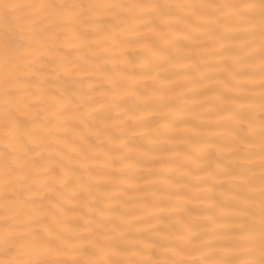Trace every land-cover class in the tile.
I'll return each mask as SVG.
<instances>
[{
    "label": "snow or ice",
    "instance_id": "obj_1",
    "mask_svg": "<svg viewBox=\"0 0 264 264\" xmlns=\"http://www.w3.org/2000/svg\"><path fill=\"white\" fill-rule=\"evenodd\" d=\"M0 264H264V0H0Z\"/></svg>",
    "mask_w": 264,
    "mask_h": 264
}]
</instances>
